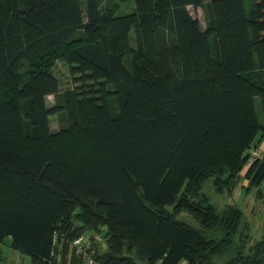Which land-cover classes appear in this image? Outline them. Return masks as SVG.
I'll list each match as a JSON object with an SVG mask.
<instances>
[{"label":"trees","instance_id":"1","mask_svg":"<svg viewBox=\"0 0 264 264\" xmlns=\"http://www.w3.org/2000/svg\"><path fill=\"white\" fill-rule=\"evenodd\" d=\"M104 1L0 0V243L32 264H84L72 243L88 233L100 264H264L243 211L198 196L264 182L247 155L264 141V0H134L120 16Z\"/></svg>","mask_w":264,"mask_h":264},{"label":"rangeland","instance_id":"2","mask_svg":"<svg viewBox=\"0 0 264 264\" xmlns=\"http://www.w3.org/2000/svg\"><path fill=\"white\" fill-rule=\"evenodd\" d=\"M82 1L84 5L85 0ZM208 2H210V0H205V3ZM101 8L103 11L111 10L113 12L111 15L113 16L134 14L136 12V4L134 0H115L112 5H108L104 1L101 5ZM84 9H86L85 6ZM189 11L194 18L200 21L202 30H206L204 8L189 7ZM105 15L109 14L105 13ZM133 45L135 46L134 41ZM57 73H59V76L63 77V90L74 87V77L66 66L58 64ZM47 107L51 109L52 112L54 109H56L57 105L54 96L51 95L47 98ZM257 112L260 119L262 120V111L258 105ZM66 120V115L63 111H54L50 115V124L52 130H59L63 125H66ZM245 173L246 170L243 172V174L245 175ZM248 185L249 181L243 176L239 185L232 194L219 193L216 191L211 179L204 183V186L198 192V196L199 198L201 196H207L210 205H212L219 213L231 206L241 209L244 213L245 225L243 234L246 236L245 233H248L249 236H252V239L248 242V246L251 247L256 245L257 242L264 240V182L259 188L251 187L250 190H246L245 187ZM259 189L262 190L261 194L259 193ZM178 218L179 220L185 221L189 225L198 227V223H196L197 221H195V219L186 211L180 213ZM9 241L10 240L7 239L4 243H0V264H32L31 258L19 251L12 249V247L9 245ZM140 264L143 263L140 262Z\"/></svg>","mask_w":264,"mask_h":264},{"label":"built area","instance_id":"3","mask_svg":"<svg viewBox=\"0 0 264 264\" xmlns=\"http://www.w3.org/2000/svg\"><path fill=\"white\" fill-rule=\"evenodd\" d=\"M248 162H264V146H252L247 151ZM102 234L88 233L77 238L72 243L75 253L81 257L84 264H100L97 260L98 248L103 244Z\"/></svg>","mask_w":264,"mask_h":264},{"label":"crops","instance_id":"4","mask_svg":"<svg viewBox=\"0 0 264 264\" xmlns=\"http://www.w3.org/2000/svg\"><path fill=\"white\" fill-rule=\"evenodd\" d=\"M56 131H58V130H56ZM262 146H264V141H263V143H262Z\"/></svg>","mask_w":264,"mask_h":264}]
</instances>
